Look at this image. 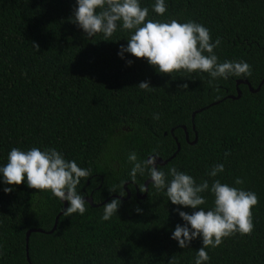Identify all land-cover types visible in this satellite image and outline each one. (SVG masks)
Segmentation results:
<instances>
[{"label":"trees","instance_id":"trees-1","mask_svg":"<svg viewBox=\"0 0 264 264\" xmlns=\"http://www.w3.org/2000/svg\"><path fill=\"white\" fill-rule=\"evenodd\" d=\"M154 3L141 0L148 19L203 24L221 41L214 50L219 62L246 61L252 75L212 85L207 73L171 77L144 58L117 56L126 30L110 41L87 37L73 21L75 0H0V164L12 148H56L93 173L80 189L92 204L82 216L62 213L50 234L63 203L26 183H0V264H194L202 240L181 249L170 239L183 224L173 209L194 210L171 204L151 183L146 197L137 198L150 178L146 171L132 179L133 151L138 159L175 155L160 166L165 173L176 167L197 183L219 179L255 192L253 232L209 247L208 264H264V83L257 93L236 87L247 81L256 89L264 80V0H166L163 16L152 11ZM142 81L154 88L141 90ZM237 90L240 98L228 99ZM221 163L223 173L209 177ZM237 177L244 183L235 185ZM203 195L207 210L213 196ZM112 199L121 200L118 216L102 221ZM33 229L45 233H31L28 262L25 235Z\"/></svg>","mask_w":264,"mask_h":264},{"label":"clouds","instance_id":"clouds-1","mask_svg":"<svg viewBox=\"0 0 264 264\" xmlns=\"http://www.w3.org/2000/svg\"><path fill=\"white\" fill-rule=\"evenodd\" d=\"M75 4L73 21L87 37L102 34L104 41H110L118 30H126L130 34L127 45H120L117 51L121 59L125 53L144 58L156 72L170 74L171 77L181 71L207 73L210 85L229 77L247 78L252 75V67L246 61L219 62L214 50L221 41H213L210 30L203 24L191 20L181 23L176 19L167 22L148 19L149 9L141 6V0H75ZM152 11L163 16L167 12L166 0H155ZM126 63L131 66L132 60ZM137 86L144 91L154 88L148 81ZM182 87L188 86L184 84ZM153 119L159 120V113H155ZM127 158L133 164L130 172L133 180L137 174L143 176L147 171L153 187L162 191L171 204L194 210L189 214L181 208L173 209L183 224H176L170 236L181 249L188 248L198 237L202 240V247L196 250L194 264H208L209 247H219L224 239L237 233L250 235L253 232L252 209L258 204L255 192L222 183L219 179H214L211 185L208 180L197 183L191 175L176 167L165 173L157 163L158 153L147 159H138L133 151ZM223 171L224 165L216 164L207 175L216 177ZM92 175L91 169L66 159L56 148H12L7 163L0 164V183L11 186L26 183L29 188L50 192L61 203L68 202L64 210L67 216L73 213L82 216L87 211L90 204L80 189ZM243 183L239 177L234 180L235 185ZM12 190V187L3 189L5 193ZM205 192L213 196V206L207 210L202 207L206 205ZM120 205V199L104 204L101 220L109 221L118 216ZM141 211L136 209L137 213Z\"/></svg>","mask_w":264,"mask_h":264},{"label":"water","instance_id":"water-1","mask_svg":"<svg viewBox=\"0 0 264 264\" xmlns=\"http://www.w3.org/2000/svg\"><path fill=\"white\" fill-rule=\"evenodd\" d=\"M263 83H264V80L261 82V84H260L256 89H252V87L250 86V84H249L247 81H238L237 84H236V87H238L240 84H243V85H246V86L249 88V91H250L251 93H257V92L259 91V89H260V87L262 86ZM240 96H241L240 91L237 90V95H236V96H229L228 99H231V100H237V99L240 98ZM216 104H217V103H216ZM198 112H199V111H196V112H194V113L192 114V130L195 129L194 124H193V119H194L195 114L198 113ZM183 130H185V127H183ZM186 141H188L187 137H186ZM196 141H197V135H196V133H195L194 141H193L191 144H192V145L195 144ZM179 148H180V146H179V144H177V152L179 151ZM174 156H175V155H173V156H172L171 158H169L167 161H162L160 158H157V163H159L160 166H164V165H165L168 161H170ZM150 183H151V180H150V179L147 180V181L144 183V189H146V190L144 191V194L139 195V194H138V190H136V196H137V198H139V199H144V198L146 197V193H147V191H148V185H149ZM129 196H130V194L128 193L127 197H126L125 199H123V200H127V199L129 198ZM85 199H86L90 204H92V200H91L90 197H88V198L86 197ZM120 199H121V198H120ZM63 205H64L63 211H62L58 216H56V218H55V222H54V226H53L52 230H51L50 232H48V234L54 232V230L56 229L57 223H58V218H59V216H60L62 213H64V210H65V209L67 208V206H68L66 201L63 202ZM35 232H36V233H45L44 231H42V230H40V229L28 230V231L26 232V235H25V243H26V257H27V261H28V262H29V258H28V241H29V237H30L31 233H35Z\"/></svg>","mask_w":264,"mask_h":264}]
</instances>
